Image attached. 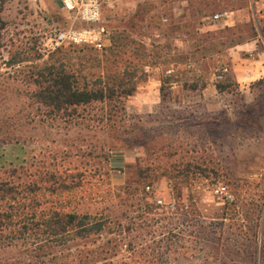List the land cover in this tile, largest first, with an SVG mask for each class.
Returning <instances> with one entry per match:
<instances>
[{
  "label": "rangeland",
  "instance_id": "obj_1",
  "mask_svg": "<svg viewBox=\"0 0 264 264\" xmlns=\"http://www.w3.org/2000/svg\"><path fill=\"white\" fill-rule=\"evenodd\" d=\"M59 6L0 0V180L37 189L43 211L102 227L17 240L0 246V260L264 264V0H115L103 8L101 49L55 40L87 26ZM224 11L238 29L213 20ZM49 63L79 85L133 88L125 112L115 97L71 119L48 115L31 94ZM220 63L229 71L215 81Z\"/></svg>",
  "mask_w": 264,
  "mask_h": 264
},
{
  "label": "trees",
  "instance_id": "obj_2",
  "mask_svg": "<svg viewBox=\"0 0 264 264\" xmlns=\"http://www.w3.org/2000/svg\"><path fill=\"white\" fill-rule=\"evenodd\" d=\"M35 91L32 97L47 108V114L53 117L71 119L79 116L78 108L94 102L103 103L116 97L120 111L125 112L121 98L131 94L133 88L124 90L122 83L111 84L96 80L84 81L79 85L78 76L67 71L62 64L49 63L35 70L32 75ZM117 105L116 107H118ZM125 114L123 118H125ZM110 117H106V120ZM98 120L102 121V117ZM110 125V122L108 123ZM37 189L29 185H18L0 180V246H9L17 240L38 239L41 244L54 242L58 237L77 228V232L90 233L102 227L100 218L94 219L88 214L77 215L56 210L43 211L33 197ZM0 264H31L19 258L0 260Z\"/></svg>",
  "mask_w": 264,
  "mask_h": 264
},
{
  "label": "built area",
  "instance_id": "obj_3",
  "mask_svg": "<svg viewBox=\"0 0 264 264\" xmlns=\"http://www.w3.org/2000/svg\"><path fill=\"white\" fill-rule=\"evenodd\" d=\"M108 0H60L61 7L70 15H74L80 22L87 24L85 27L70 26L58 30L55 40L58 43L83 44L89 45L96 49L104 47L105 29L101 23V16L104 5ZM221 13H215L213 19H218ZM191 67V63L186 64ZM229 67L225 63H220L213 67L212 76L215 81L222 80L228 73ZM167 73L172 72L169 68ZM214 193L223 201L231 199V195L224 187H215ZM161 202L160 199L157 200Z\"/></svg>",
  "mask_w": 264,
  "mask_h": 264
},
{
  "label": "crops",
  "instance_id": "obj_4",
  "mask_svg": "<svg viewBox=\"0 0 264 264\" xmlns=\"http://www.w3.org/2000/svg\"><path fill=\"white\" fill-rule=\"evenodd\" d=\"M111 1V2H110ZM115 0H108L107 1V3H106V5L108 4V5H110V4H112L113 2H114ZM59 7H60V10L61 11H63L65 14H68L62 7H61V4H60V0H59ZM104 7H105V5H104ZM103 7V8H104ZM241 9L239 8V9H237V10H234L233 11V14H234V12L235 13H237V12H239ZM224 13V14H223ZM223 13H221V16H219V18L218 19H213L214 21H220V25L223 27V30L222 31H229V30H233V29H238L237 27H236V25L239 23V19H237V17H235L234 18V16H230V18H229V16L228 17H223L222 15H228V13H227V11H224ZM102 15H103V11H102ZM103 22V18H102V16H101V23ZM246 22H248V21H246ZM244 24H246V23H244ZM102 26L104 27V25H103V23H102ZM105 29V28H104ZM250 32H253V29H250ZM251 34V33H250ZM106 35H107V33H106V31H105V33H104V38L106 37ZM232 36H234V34H232ZM236 36L237 37H239V35H238V33L236 34ZM105 40V39H104ZM236 47H239V46H236ZM241 47H243V46H241ZM229 67V66H228ZM207 87H208V89L209 90H213V91H217V88L215 87V85H213V87H211V85L210 84H207ZM135 95H133V97H134ZM128 102H134L133 100H130L129 99V101Z\"/></svg>",
  "mask_w": 264,
  "mask_h": 264
}]
</instances>
